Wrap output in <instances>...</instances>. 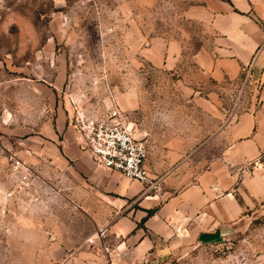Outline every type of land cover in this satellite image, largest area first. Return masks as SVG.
Here are the masks:
<instances>
[{"label":"rangeland","instance_id":"374dc122","mask_svg":"<svg viewBox=\"0 0 264 264\" xmlns=\"http://www.w3.org/2000/svg\"><path fill=\"white\" fill-rule=\"evenodd\" d=\"M207 1L0 0V264H108L106 226L146 213L137 200L125 209L88 199L84 187L97 181L77 173L63 148L84 149L75 117L116 104L145 144L156 182L141 183L161 199L221 162L218 131L250 89L243 71L190 82L191 53L214 33ZM170 41L179 47L168 66L158 59ZM215 229L171 246L170 264H264V197Z\"/></svg>","mask_w":264,"mask_h":264},{"label":"crops","instance_id":"0c3cea01","mask_svg":"<svg viewBox=\"0 0 264 264\" xmlns=\"http://www.w3.org/2000/svg\"><path fill=\"white\" fill-rule=\"evenodd\" d=\"M205 12L214 33L191 53L190 82L234 80L243 66L250 69L249 97L218 131L221 162L196 173L190 183L161 199V190L149 191L136 179L102 171L75 141L63 143V148L69 147L65 155L73 169L97 181L84 187L89 200L97 193L102 202L115 206L127 208V200H137L144 208H154L140 224L145 213L128 216L126 211L106 226L111 240L107 250L114 255L108 264H170L171 246L190 235H214L215 228L235 217L247 199L264 197V50L259 47L264 39V0H208ZM169 44L172 48L158 62L171 66L179 44ZM246 162L252 168L236 177L235 169ZM236 194H241V202Z\"/></svg>","mask_w":264,"mask_h":264},{"label":"built area","instance_id":"2783aa9c","mask_svg":"<svg viewBox=\"0 0 264 264\" xmlns=\"http://www.w3.org/2000/svg\"><path fill=\"white\" fill-rule=\"evenodd\" d=\"M259 47L264 50V39ZM241 71L244 72V79L249 77L248 65L243 66ZM74 121L80 144L88 151L95 167L102 171H117L125 177L154 187L156 180L150 176L146 166L145 144L133 135L131 127L127 124L126 114L116 104L96 115L75 117ZM11 167L19 170L22 161L12 160ZM101 236L102 229H98L97 240Z\"/></svg>","mask_w":264,"mask_h":264},{"label":"trees","instance_id":"16d2710c","mask_svg":"<svg viewBox=\"0 0 264 264\" xmlns=\"http://www.w3.org/2000/svg\"><path fill=\"white\" fill-rule=\"evenodd\" d=\"M153 210H154V208H146V213H145V215L141 218L140 223L142 222V220H143L146 216L150 215V214L153 212Z\"/></svg>","mask_w":264,"mask_h":264}]
</instances>
